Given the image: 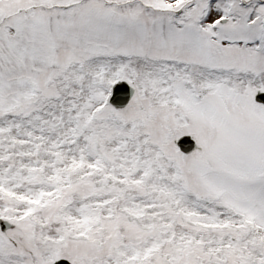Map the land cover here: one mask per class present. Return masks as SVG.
I'll use <instances>...</instances> for the list:
<instances>
[{
	"label": "snow or ice",
	"instance_id": "snow-or-ice-1",
	"mask_svg": "<svg viewBox=\"0 0 264 264\" xmlns=\"http://www.w3.org/2000/svg\"><path fill=\"white\" fill-rule=\"evenodd\" d=\"M0 264H264V0H0Z\"/></svg>",
	"mask_w": 264,
	"mask_h": 264
}]
</instances>
